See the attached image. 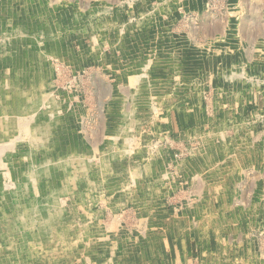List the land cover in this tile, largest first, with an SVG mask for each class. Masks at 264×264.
Returning a JSON list of instances; mask_svg holds the SVG:
<instances>
[{"label": "rangeland", "instance_id": "1", "mask_svg": "<svg viewBox=\"0 0 264 264\" xmlns=\"http://www.w3.org/2000/svg\"><path fill=\"white\" fill-rule=\"evenodd\" d=\"M0 124V264H264V0H0Z\"/></svg>", "mask_w": 264, "mask_h": 264}, {"label": "bare ground", "instance_id": "2", "mask_svg": "<svg viewBox=\"0 0 264 264\" xmlns=\"http://www.w3.org/2000/svg\"><path fill=\"white\" fill-rule=\"evenodd\" d=\"M59 62V61H58ZM60 65V64H59ZM57 72V71H56ZM57 83V82H56ZM30 87V86H29ZM31 97V96H30ZM42 105V104H41ZM202 105V104H201ZM9 116L11 113H7ZM13 114L16 115L14 112ZM28 115V114H27ZM12 128L11 127H6L0 124V147L4 144L9 138L12 136ZM64 132V131H63ZM37 136V135H36ZM128 141V140H127ZM108 143V142H107ZM54 144V143H53ZM46 149V148H45ZM11 152V150H10ZM24 157V156H23ZM19 160V159H18ZM22 160V159H21ZM16 161V160H15ZM70 162V161H69ZM71 167V166H70ZM72 172V171H71ZM72 174V173H71ZM10 178V177H9ZM57 179V178H56ZM66 180V179H65ZM67 182V181H66ZM71 182V181H70ZM16 183V182H15ZM55 198V197H54ZM54 208V207H53ZM59 208V207H58ZM58 210V209H57ZM55 211V210H54ZM18 216V215H17ZM82 225V224H81ZM108 228V227H107Z\"/></svg>", "mask_w": 264, "mask_h": 264}]
</instances>
